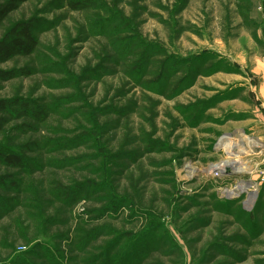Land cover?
Instances as JSON below:
<instances>
[{"label":"rangeland","instance_id":"obj_1","mask_svg":"<svg viewBox=\"0 0 264 264\" xmlns=\"http://www.w3.org/2000/svg\"><path fill=\"white\" fill-rule=\"evenodd\" d=\"M20 22L0 264H264V0H21L0 40Z\"/></svg>","mask_w":264,"mask_h":264},{"label":"trees","instance_id":"obj_2","mask_svg":"<svg viewBox=\"0 0 264 264\" xmlns=\"http://www.w3.org/2000/svg\"><path fill=\"white\" fill-rule=\"evenodd\" d=\"M21 0H12L9 3L0 6V23L6 15L15 8V2ZM28 23H16L5 33L0 40V61H5L16 54L31 53L36 46ZM0 77H3L0 73ZM6 109L3 101H0V110ZM0 162L10 167L22 166L21 158L13 153H5L0 151Z\"/></svg>","mask_w":264,"mask_h":264},{"label":"bare ground","instance_id":"obj_3","mask_svg":"<svg viewBox=\"0 0 264 264\" xmlns=\"http://www.w3.org/2000/svg\"><path fill=\"white\" fill-rule=\"evenodd\" d=\"M222 164L227 165V166H229V167H233V168H235V169H237V170H244V169L246 168L245 165H239V164L237 165V164H236V160L229 159V160L224 161V162L221 163V164L212 165V166L209 167V169H212V168H218V167H220V165H222ZM243 186H244V185H243ZM243 186H242V187H243Z\"/></svg>","mask_w":264,"mask_h":264},{"label":"crops","instance_id":"obj_4","mask_svg":"<svg viewBox=\"0 0 264 264\" xmlns=\"http://www.w3.org/2000/svg\"><path fill=\"white\" fill-rule=\"evenodd\" d=\"M262 105H263V107H264V101H263V103H261Z\"/></svg>","mask_w":264,"mask_h":264}]
</instances>
